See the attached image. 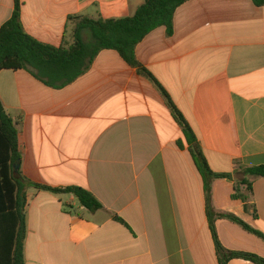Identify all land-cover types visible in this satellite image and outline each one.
Masks as SVG:
<instances>
[{"label": "crops", "instance_id": "crops-1", "mask_svg": "<svg viewBox=\"0 0 264 264\" xmlns=\"http://www.w3.org/2000/svg\"><path fill=\"white\" fill-rule=\"evenodd\" d=\"M146 0H20L25 32L55 47L74 42L71 17L120 19ZM15 0H0V28ZM139 66L114 50L62 89L30 71H0V102L18 130L19 170L30 183L79 186L103 209L72 194L28 186L25 264H220L204 179L167 99L193 129L211 169V209L264 235V6L252 0H189L136 47ZM4 144L0 135V155ZM247 179V204L235 199ZM246 194V188L243 186ZM122 218L128 226L114 219ZM231 251L264 257V240L214 219ZM228 264H256L233 259Z\"/></svg>", "mask_w": 264, "mask_h": 264}, {"label": "trees", "instance_id": "trees-1", "mask_svg": "<svg viewBox=\"0 0 264 264\" xmlns=\"http://www.w3.org/2000/svg\"><path fill=\"white\" fill-rule=\"evenodd\" d=\"M187 1L189 0H146L133 16L120 19L71 17L74 25L73 44L55 47L42 43L25 32L21 22V2L15 0L12 18L0 28V71L25 69L48 87L62 89L85 74L103 50L117 51L129 65L137 67V45L160 27H165L168 35H172L174 15ZM252 1L258 7L264 6V0ZM141 73L149 78L167 99L173 116L189 144V152L203 176L207 212L220 264H228L233 259L264 264V257L251 252L228 250L220 242L214 220L218 218L229 220L263 240L264 235L235 215L213 212L212 181L233 180L234 174L215 173L211 169L193 129L167 92L149 71L141 69ZM18 134L15 123L6 114L0 102V135L4 144V153L0 155V264H25L28 186L53 193L72 194L81 206L91 212L104 208L91 192L82 187L52 188L28 182L20 170L15 174V166L21 163ZM242 173L245 176L264 177V165L244 168ZM236 181L234 198L247 204V193L252 191V185L247 179L240 177ZM240 186H245L246 194L241 192ZM114 219L128 226L122 218L114 216Z\"/></svg>", "mask_w": 264, "mask_h": 264}, {"label": "water", "instance_id": "water-1", "mask_svg": "<svg viewBox=\"0 0 264 264\" xmlns=\"http://www.w3.org/2000/svg\"><path fill=\"white\" fill-rule=\"evenodd\" d=\"M19 168H20L19 165H16V166H15V174L19 171Z\"/></svg>", "mask_w": 264, "mask_h": 264}, {"label": "rangeland", "instance_id": "rangeland-1", "mask_svg": "<svg viewBox=\"0 0 264 264\" xmlns=\"http://www.w3.org/2000/svg\"><path fill=\"white\" fill-rule=\"evenodd\" d=\"M72 36H73V32H72ZM241 192L244 193L243 191V186H240ZM247 193V192H246Z\"/></svg>", "mask_w": 264, "mask_h": 264}]
</instances>
